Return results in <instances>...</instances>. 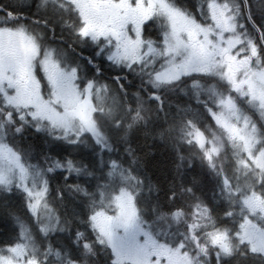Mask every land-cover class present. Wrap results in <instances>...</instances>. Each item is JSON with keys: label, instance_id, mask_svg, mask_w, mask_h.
<instances>
[{"label": "snow or ice", "instance_id": "6c2138e0", "mask_svg": "<svg viewBox=\"0 0 264 264\" xmlns=\"http://www.w3.org/2000/svg\"><path fill=\"white\" fill-rule=\"evenodd\" d=\"M0 264H264V0H0Z\"/></svg>", "mask_w": 264, "mask_h": 264}, {"label": "flooded vegetation", "instance_id": "af4514ba", "mask_svg": "<svg viewBox=\"0 0 264 264\" xmlns=\"http://www.w3.org/2000/svg\"><path fill=\"white\" fill-rule=\"evenodd\" d=\"M5 2H7V0H5Z\"/></svg>", "mask_w": 264, "mask_h": 264}]
</instances>
